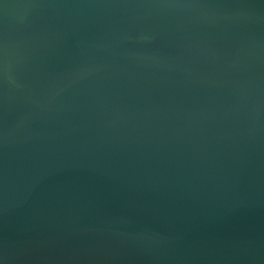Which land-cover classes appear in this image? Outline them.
<instances>
[{"label": "water", "instance_id": "obj_1", "mask_svg": "<svg viewBox=\"0 0 264 264\" xmlns=\"http://www.w3.org/2000/svg\"><path fill=\"white\" fill-rule=\"evenodd\" d=\"M0 264H264V0H0Z\"/></svg>", "mask_w": 264, "mask_h": 264}]
</instances>
